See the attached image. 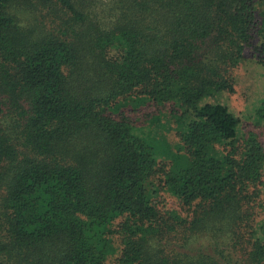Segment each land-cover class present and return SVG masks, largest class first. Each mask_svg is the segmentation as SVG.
I'll use <instances>...</instances> for the list:
<instances>
[{
    "label": "trees",
    "instance_id": "obj_1",
    "mask_svg": "<svg viewBox=\"0 0 264 264\" xmlns=\"http://www.w3.org/2000/svg\"><path fill=\"white\" fill-rule=\"evenodd\" d=\"M247 62L264 0H0V264H264Z\"/></svg>",
    "mask_w": 264,
    "mask_h": 264
},
{
    "label": "rangeland",
    "instance_id": "obj_2",
    "mask_svg": "<svg viewBox=\"0 0 264 264\" xmlns=\"http://www.w3.org/2000/svg\"><path fill=\"white\" fill-rule=\"evenodd\" d=\"M235 92L231 95L228 103L230 108L239 115L241 126L240 135L253 131L264 144V128H255L252 123L255 110L259 108L264 100V66L256 63L247 62L239 69ZM258 118L256 122H258ZM261 123V122H260ZM264 196V191H263ZM167 207L172 210H178V206L173 198H167ZM114 245L119 248L117 240L114 239ZM115 257H109L107 264H114Z\"/></svg>",
    "mask_w": 264,
    "mask_h": 264
}]
</instances>
